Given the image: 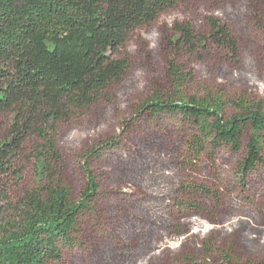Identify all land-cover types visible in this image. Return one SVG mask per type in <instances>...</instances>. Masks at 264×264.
I'll return each mask as SVG.
<instances>
[{"label":"rangeland","instance_id":"374dc122","mask_svg":"<svg viewBox=\"0 0 264 264\" xmlns=\"http://www.w3.org/2000/svg\"><path fill=\"white\" fill-rule=\"evenodd\" d=\"M259 3L264 0H183L164 10L130 33L125 76L88 108L58 122L59 172L74 197L85 183L84 154L114 141L89 163L100 185L96 209L82 220L81 245L64 251L70 264H264V165L241 181L236 170L245 143L238 151L221 147L195 156L178 117L138 113L144 99L169 87L166 42L174 23L188 22L203 33L209 15L228 24L239 59L218 48L202 58L182 55L193 73L189 92L220 87L228 98L245 94L264 104ZM36 142L34 136L26 140V153ZM33 161L23 160L19 191L34 184Z\"/></svg>","mask_w":264,"mask_h":264},{"label":"trees","instance_id":"16d2710c","mask_svg":"<svg viewBox=\"0 0 264 264\" xmlns=\"http://www.w3.org/2000/svg\"><path fill=\"white\" fill-rule=\"evenodd\" d=\"M182 1L0 0V264H70L64 251L81 245L82 220L96 209L100 185L89 163L114 141L84 154L85 183L74 197L59 172L57 124L98 101L125 76L130 65L125 42L135 28ZM259 21L264 29V11ZM206 22L203 33L188 22L174 23L166 42L169 87L144 99L138 113L178 117L195 156L221 147L238 151L245 143L236 170L244 181L264 165V104L245 94L228 98L220 87L189 92L193 73L180 61L182 55L202 58L218 48L239 59L228 24L213 15ZM31 136L38 142L26 153ZM31 158L34 184L19 191L23 160Z\"/></svg>","mask_w":264,"mask_h":264}]
</instances>
